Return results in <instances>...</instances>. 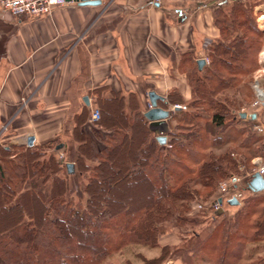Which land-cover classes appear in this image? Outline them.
I'll list each match as a JSON object with an SVG mask.
<instances>
[{
    "label": "trees",
    "instance_id": "1",
    "mask_svg": "<svg viewBox=\"0 0 264 264\" xmlns=\"http://www.w3.org/2000/svg\"><path fill=\"white\" fill-rule=\"evenodd\" d=\"M250 1L215 11L221 36L209 46V66L200 71L194 61L187 70L193 98L173 116L171 148L135 126L129 137L116 131L101 151L92 146L91 160L72 176L44 150L0 157V264H114L126 252L125 264H191L202 253L215 264H240L248 245L264 250V191L232 218L213 212L208 230L188 216L221 180L264 158L257 122L239 116L264 46ZM167 232H178L181 245L162 247ZM138 248L159 255L148 259Z\"/></svg>",
    "mask_w": 264,
    "mask_h": 264
},
{
    "label": "crops",
    "instance_id": "2",
    "mask_svg": "<svg viewBox=\"0 0 264 264\" xmlns=\"http://www.w3.org/2000/svg\"><path fill=\"white\" fill-rule=\"evenodd\" d=\"M93 1L101 4L72 0L39 18L0 8V157L44 150L72 176L81 161L91 160V147L103 150L116 131L129 137L140 126L160 145L168 144L177 127L173 116L193 98L187 70L205 59L202 70L198 66L204 71L209 46L221 36L215 11L248 0ZM259 1L264 32V0ZM259 58L256 77L264 69ZM151 92L165 98L159 107L171 114L163 128L151 129L145 116ZM94 98L101 111L96 124L89 103ZM159 137H166L164 144ZM68 163L75 165L74 174L67 172ZM159 244L175 248L181 238L169 233Z\"/></svg>",
    "mask_w": 264,
    "mask_h": 264
},
{
    "label": "rangeland",
    "instance_id": "3",
    "mask_svg": "<svg viewBox=\"0 0 264 264\" xmlns=\"http://www.w3.org/2000/svg\"><path fill=\"white\" fill-rule=\"evenodd\" d=\"M252 5H256V7L258 6L259 3H261L259 0H251L250 1ZM255 15L257 16V24L259 26V22H258V14H256V8H255ZM262 50H264V46L262 47V49L260 50V53H259V57L261 55V52ZM261 65L259 63V69H257L253 74V79L250 81L249 85H250V90H248V92L246 91V93L248 94V99L246 100V102L243 104V106H241L240 109H242L243 107H251V105L253 104V101H254V97H255V93L253 92L254 90L253 89V84L255 83V78L256 77V74H257V71L260 70L261 68ZM262 72V71H261ZM259 75H262L263 77L260 78L261 82L264 83V73L262 72ZM258 75V76H259ZM257 113L259 115V118H258V123H261L262 121V118L264 117V107H261L259 109H257ZM262 124V123H261ZM260 136H264V133H259L257 132ZM133 150V148H132ZM132 150L128 149L126 150V154L127 153H132ZM258 158H262V160L264 161V158L263 157H258ZM256 159V158H255ZM254 161L253 160V164H254ZM256 166V165H255ZM255 168H248L246 169L245 166L240 168L241 170V175H236L240 181L239 183H237L236 186H233L231 187V191H230V194L225 196L224 200V205H223V208L225 210V213L226 216H228L229 218H232L235 214H237L239 211H240V207H242L246 201H250L252 200V198H254V196L252 194L254 193H251L250 191L247 190V186H248V182H249V179L251 178V175L253 174V172L255 171ZM229 178H225L221 181H228ZM220 181V182H221ZM128 183H123L125 185H121V186H125V187H132V185L136 184L137 182H140L139 179H134L133 181H130L128 180L127 181ZM137 195L136 196H139L141 198L144 197L145 193L144 191H139L136 193ZM230 195H234L240 202V205L238 206H229L227 204V200H228V196ZM219 197L218 195V185H217V189H215V193H214V196H212L208 201H202V200H198V201H195L194 203H192L191 205V210H190V213L188 216L190 217H195V216H199L198 218H200L201 221L205 222L202 226L201 229H207L208 230V227L209 226H214V223H213V220L211 218V216L213 215V212H214V215L217 216V211H215V207L212 206L213 202L216 201V199ZM102 198H104L102 196ZM131 202V201H130ZM197 203H206L207 205V208L205 207L204 209L202 210H196L194 207ZM221 207V206H220ZM210 214L208 215H204L206 212ZM2 213V212H1ZM222 214V215H224ZM212 228V227H211ZM210 228V229H211ZM169 233H172V234H179L178 232L174 233V232H167V234ZM166 234V235H167ZM178 236V235H177ZM252 245H248L245 249H246V252L245 254H243L244 256V259H247L246 260H243L240 264H264V250H261V251H258V252H252ZM140 250V252H142V254L148 258V259H154L156 258L158 255H159V250H156V251H153V250H148V249H140L138 248V251ZM130 252H133V251H130ZM129 256H131L129 254V252H126L125 253V256H116L113 258L112 262L114 264H125L126 260L129 259ZM212 258L211 255L207 256L205 253H202V255H200V257H198V259L193 262V264H215V262H211L210 260L206 259V258ZM228 258H232V255L231 256H228ZM233 260H236V259H233ZM192 262V261H191ZM236 262V261H234ZM111 263V262H110ZM139 264H141V262H138ZM192 264V263H191Z\"/></svg>",
    "mask_w": 264,
    "mask_h": 264
},
{
    "label": "built area",
    "instance_id": "4",
    "mask_svg": "<svg viewBox=\"0 0 264 264\" xmlns=\"http://www.w3.org/2000/svg\"><path fill=\"white\" fill-rule=\"evenodd\" d=\"M72 1L69 0H0V8L4 9L11 15L15 17H33V18H39L44 16H49L53 10L57 7H63L71 3ZM261 59L262 63L264 64V51L261 53ZM208 60V59H207ZM264 73V69L262 70ZM263 77L262 75L257 76L255 79V83L253 84V90L255 93V99L253 101V104L251 107H243L241 109V112L246 113H253L257 111V109L264 107V83L261 82L260 78ZM90 105L94 106L91 117L92 124H96L101 119V111L96 108L97 100L90 99L89 100ZM183 110H186V106H181ZM256 130L259 133H264V125L258 124L256 127ZM171 148V146H168ZM61 158H63V154L61 155ZM258 159V158H257ZM260 162H257V168L255 171L260 172L261 174H264V161L262 159H258ZM240 179L238 177H230L228 181H221L218 183V195L219 197L226 196L231 187L239 182ZM213 207H215V211L219 210L220 205L217 203V199L212 204ZM207 208L206 203H197L195 205L196 210H202L204 208Z\"/></svg>",
    "mask_w": 264,
    "mask_h": 264
},
{
    "label": "water",
    "instance_id": "5",
    "mask_svg": "<svg viewBox=\"0 0 264 264\" xmlns=\"http://www.w3.org/2000/svg\"><path fill=\"white\" fill-rule=\"evenodd\" d=\"M71 1V0H69ZM75 1H80L81 4L83 5H99L101 4L100 1H93V0H75ZM233 1H241V0H233ZM206 64L205 59H200L198 60V66L199 69L202 70L204 65ZM149 100H150V110L146 112L145 116L146 118L150 121V128L151 129H156V128H163L164 126H167L168 119L170 118V112L160 108L159 107V101H165V98L157 95L155 92L149 93ZM86 101H88V98H86ZM243 119H252L256 120L257 119V114H251L248 115L247 113H241L239 115ZM264 119V118H263ZM159 141H161L162 144H164V141H166V137H159ZM35 142L34 137H30L28 139V146L33 147ZM66 169L69 174H74L75 173V165L73 163H68L66 164ZM247 189L252 192V193H261L264 191V174H260L259 172H256L252 179L248 182ZM218 203L220 205L224 204V200L220 198L218 200ZM227 204L229 206H238L240 204L239 200L234 197L230 199ZM225 210L222 207L216 214L217 216H221L224 214Z\"/></svg>",
    "mask_w": 264,
    "mask_h": 264
}]
</instances>
